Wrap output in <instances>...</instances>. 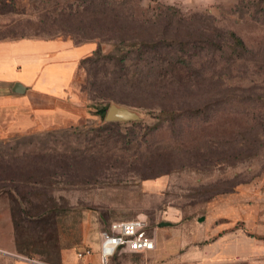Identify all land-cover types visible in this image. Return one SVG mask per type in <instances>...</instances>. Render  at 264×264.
Masks as SVG:
<instances>
[{
	"label": "rangeland",
	"instance_id": "rangeland-1",
	"mask_svg": "<svg viewBox=\"0 0 264 264\" xmlns=\"http://www.w3.org/2000/svg\"><path fill=\"white\" fill-rule=\"evenodd\" d=\"M74 1L0 0V41L53 36L59 23H51L54 13ZM122 1L134 15L172 7L184 18L202 15L208 17L201 19L204 23L234 32L244 49L234 50L225 41L216 53L202 49L193 54L191 66L195 79L203 78L200 73L230 71L236 77L226 87L211 86L172 101L124 91L120 96L134 105L110 104L135 111L139 119L107 126L115 121L102 120L96 112L107 102L77 91L87 72L68 59L67 78L77 85L76 94L66 96L70 105L64 121L0 140V153L46 154L48 185L42 198L67 210L45 218L56 220L54 231L66 242L77 238L85 220L99 223L100 231L115 220H145L155 248L118 250L106 264H264V0ZM69 32L74 42L89 36L74 26ZM175 34L183 35L181 30ZM95 40L103 54L111 51L113 41ZM92 47L94 41L78 44L83 56ZM140 68L153 82L164 70L142 63ZM93 71L104 78L112 69L97 65ZM187 72V67L177 68L172 75L181 79ZM152 102H174L165 106L179 110L146 106ZM0 230V264L56 263L57 254L41 253L27 233L14 228L10 239L4 224ZM13 243L15 248L7 249ZM202 254L213 256L211 262L202 263Z\"/></svg>",
	"mask_w": 264,
	"mask_h": 264
},
{
	"label": "trees",
	"instance_id": "trees-1",
	"mask_svg": "<svg viewBox=\"0 0 264 264\" xmlns=\"http://www.w3.org/2000/svg\"><path fill=\"white\" fill-rule=\"evenodd\" d=\"M122 5V0H76L65 4L54 13L51 23H59L55 26L53 36L46 38L70 40L75 45L94 41L93 49L79 60V65L87 72V78L79 82L77 91L87 93L90 100L107 102L96 110L102 120L110 102L134 105L131 99L120 96L124 91L146 92L150 99L172 101L211 86L226 87L227 80L236 77L230 71L223 74L211 72L209 75L200 73L203 78L195 79L192 77L194 68L191 66L193 54L202 49L216 53V50L222 49L221 44L225 41L234 45V50L244 49L242 39L234 32H223L213 24L204 23L201 19L208 17L202 15L193 14L188 19L184 18L172 7L143 17L134 15L130 10L127 12V8L124 9ZM168 10L171 12H167ZM174 22H177V26L172 25ZM72 26L85 30L89 35L85 36L86 40L74 42L68 38L66 35H70ZM178 30L183 33L182 37L175 34ZM105 34L108 36L105 37ZM95 39L113 41L111 51L103 54L100 43ZM123 47L130 49L122 50ZM163 61H166V66ZM141 63L164 69L162 77L158 73L154 82L152 79L148 80L149 73H143ZM97 65H109L112 71H107L104 78L99 77L93 71ZM185 67L189 69L187 77L175 79L172 75L175 69ZM173 103L152 102L146 106L152 105L162 112L170 109L169 113H174L179 108L165 106ZM106 124L117 126L120 122ZM73 151L76 150L71 149V153ZM70 154L66 157L70 158ZM48 161L44 152L31 155L28 152L0 153V195L6 194L9 197L15 230L27 233L26 236L39 243L41 253L47 256L57 254L58 260L59 233L54 231L56 228L53 224L56 220L48 222L45 217L53 218L67 209L58 208L52 198H42L45 194L43 190L48 185Z\"/></svg>",
	"mask_w": 264,
	"mask_h": 264
},
{
	"label": "crops",
	"instance_id": "crops-1",
	"mask_svg": "<svg viewBox=\"0 0 264 264\" xmlns=\"http://www.w3.org/2000/svg\"><path fill=\"white\" fill-rule=\"evenodd\" d=\"M79 49L72 41L63 39L0 41L1 141L11 140L17 134L29 133L34 128L60 125L64 121L69 104L66 99L68 91L76 94V81H72L70 87V76L67 78L68 59L79 61L83 56ZM16 83L22 85L24 90L14 91ZM0 204V228L4 224L11 239L14 226L6 194L0 195ZM98 226L99 223L90 220L79 223L77 238L70 242H66L62 233H59L56 264H101L100 243L96 238V235L100 237L101 232ZM77 246L79 251L90 247L92 253L79 260L75 254ZM11 248H15L14 243L7 249ZM199 258L202 263H206L211 262L213 256L202 254Z\"/></svg>",
	"mask_w": 264,
	"mask_h": 264
},
{
	"label": "built area",
	"instance_id": "built-area-1",
	"mask_svg": "<svg viewBox=\"0 0 264 264\" xmlns=\"http://www.w3.org/2000/svg\"><path fill=\"white\" fill-rule=\"evenodd\" d=\"M146 222L142 218H132L112 221L108 228L100 232L99 256L101 264H106L118 250L130 252H147L155 248V240L146 232ZM92 253L90 247L77 252L82 259ZM38 264H56L37 261Z\"/></svg>",
	"mask_w": 264,
	"mask_h": 264
},
{
	"label": "water",
	"instance_id": "water-1",
	"mask_svg": "<svg viewBox=\"0 0 264 264\" xmlns=\"http://www.w3.org/2000/svg\"><path fill=\"white\" fill-rule=\"evenodd\" d=\"M23 90H24V87L20 85L19 83H16L14 91L21 92ZM104 119L106 121L137 120L139 119V115L135 111L125 106H119V105L112 103L109 105ZM167 224H168L167 222H161L159 225L163 226Z\"/></svg>",
	"mask_w": 264,
	"mask_h": 264
}]
</instances>
